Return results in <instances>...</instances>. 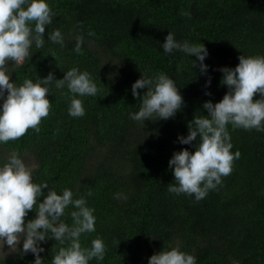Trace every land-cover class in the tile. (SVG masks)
Listing matches in <instances>:
<instances>
[{"label":"trees","instance_id":"obj_1","mask_svg":"<svg viewBox=\"0 0 264 264\" xmlns=\"http://www.w3.org/2000/svg\"><path fill=\"white\" fill-rule=\"evenodd\" d=\"M47 2L55 16L45 28V43L39 49L33 45L22 63L9 61L11 81H35L49 71L60 79L77 67L90 73L98 92L79 97L85 113L71 117L67 88L51 85V94L46 93L50 109L39 131L29 128L0 148L31 155L34 182H47L58 193L70 188L73 198L83 196L94 209L95 231L81 234L80 243L90 247L99 236L105 255L89 264H147L154 252L169 247L194 255L196 264H264V131L227 125L230 151L238 150L239 158L221 184L199 201L194 195L171 193L167 186L174 183L168 167L172 153L194 151L177 142L178 134L187 135L193 116L207 115L203 102H218L227 91L217 69L235 67L240 55L264 56V0ZM53 29L63 34V47L47 40ZM168 31L177 41L204 44L205 74L192 67L194 56L162 52ZM77 37L79 52L73 50ZM160 72L175 81L181 109L167 120H131L129 113L140 107L139 96L131 94L132 83L141 73ZM258 98L255 93L253 99ZM71 208L62 217L68 224ZM33 215L29 210L25 220ZM41 246L44 264H50L60 245L53 239ZM18 248L0 257V264H32L34 256L20 254Z\"/></svg>","mask_w":264,"mask_h":264},{"label":"clouds","instance_id":"obj_2","mask_svg":"<svg viewBox=\"0 0 264 264\" xmlns=\"http://www.w3.org/2000/svg\"><path fill=\"white\" fill-rule=\"evenodd\" d=\"M54 16L47 0H0V144L16 140L29 128L39 131L41 118L46 117L50 109L46 93L51 94V85L57 89L67 88V113L71 117H82L85 113L79 97L95 96L98 92L90 73L77 67L64 71L60 79L49 71L35 81L26 78L19 85L10 81L6 71L9 61L22 63L33 45L41 48L45 43V28ZM47 40L64 45L59 29L47 33ZM80 45L81 38L77 37L73 50L79 52ZM160 48L165 54L178 50L194 56L192 67L198 66L201 74L206 73L208 66L204 60L208 51L203 43L177 41L174 33L168 31ZM238 61L235 67L217 69L222 73L220 83L227 87L223 97L215 103L203 102L207 115L193 116L187 124V135L178 134L177 142L191 145L194 151L182 148L172 153L168 167L174 183L167 185L169 192L194 195L199 201L221 184L222 176L230 174L232 162L240 153L230 151L228 124L233 128L264 131V56L240 55ZM210 82L209 78L206 85ZM145 88L142 93L137 91ZM255 93L259 98L254 100ZM131 94L134 98L139 96L140 107L130 112L129 118L143 124L146 120L172 118L183 104L175 81L163 72L151 76L141 73L131 85ZM205 95L210 93L205 92ZM114 195L120 196L119 193ZM69 205L72 206L68 212L71 224L62 219ZM29 210L34 215L25 220ZM93 213L94 209L87 206L83 196L73 198L70 188L58 193L47 182H34L30 170L14 150L0 165V249L5 250V245L7 249L22 245L18 248L20 254L31 253L32 264H44L41 244L54 239L60 246L50 264H89L93 258L101 261L105 244L99 236L90 241V247H82L80 243L81 234L95 231ZM147 264H196V257L178 247H169L154 252Z\"/></svg>","mask_w":264,"mask_h":264},{"label":"rangeland","instance_id":"obj_3","mask_svg":"<svg viewBox=\"0 0 264 264\" xmlns=\"http://www.w3.org/2000/svg\"><path fill=\"white\" fill-rule=\"evenodd\" d=\"M6 71H7V73L10 75V81H11V73H10L11 70H10V65H9V64H8L7 67H6ZM0 153H2V155L0 154V165H2L3 163L6 162L8 156H9L11 153L8 152V151L2 150L1 148H0ZM20 158L25 162L26 167H27L30 171L33 170V169L35 168V166H36V162H35L34 158H33L31 155H29V154H24V155L20 156ZM7 247H8V246L5 245V250L0 249V257H4V256H6V255L11 254V252H12L13 249L15 248V247H13V248H9V249H7Z\"/></svg>","mask_w":264,"mask_h":264}]
</instances>
